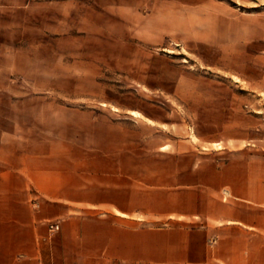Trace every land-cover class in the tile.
<instances>
[{
  "label": "crops",
  "instance_id": "crops-1",
  "mask_svg": "<svg viewBox=\"0 0 264 264\" xmlns=\"http://www.w3.org/2000/svg\"><path fill=\"white\" fill-rule=\"evenodd\" d=\"M82 2L86 17L142 25L148 48L174 42L213 73L173 75L164 54L140 74L133 59L130 81L176 107L124 102L102 86L29 91L39 76L0 44V264H264V91L215 80L216 69L253 81L264 17L227 0ZM89 65L87 81L105 83L93 67L122 58Z\"/></svg>",
  "mask_w": 264,
  "mask_h": 264
},
{
  "label": "rangeland",
  "instance_id": "rangeland-1",
  "mask_svg": "<svg viewBox=\"0 0 264 264\" xmlns=\"http://www.w3.org/2000/svg\"><path fill=\"white\" fill-rule=\"evenodd\" d=\"M61 1L0 0V44L7 50L6 53L14 56L12 58L18 65L27 66L25 73L28 78L39 76L37 82L28 85L29 91L56 90L83 95L85 92L99 90V86H102L109 95H117L124 102H131L139 96L141 102L168 101L176 107L175 100L160 98L149 89L148 84L130 81L133 59L140 74L147 72L149 59L164 54L173 64L174 69L171 72L173 75L182 74V69H191L205 75L213 73L205 67H197L192 52L191 56L174 42L166 46L168 49L158 46L148 48L142 39L144 35L142 25L133 31L128 19L100 18L89 12L86 17L85 3L82 0L70 3V6L64 4L62 6ZM227 1L236 8L237 12L264 17V0ZM71 5H74L73 11ZM101 25L104 27V34L99 32ZM117 54L122 58L120 67L104 65L92 69V73L104 76L103 78L107 80L105 83L95 84L87 81L90 61L94 64L99 63L100 58L111 59ZM235 60L241 65L245 62L242 53L237 55ZM160 65L163 66L162 63ZM51 75L61 77L68 75L73 81L53 84L45 80ZM242 78V74L231 76L225 70L215 69V80L220 81L217 84L224 86V89H234L237 92L259 89L264 91V53L253 81L245 83L240 81ZM170 86L171 84H168V87ZM56 100L65 104L89 102L73 97H61ZM250 108L254 109V106L251 105Z\"/></svg>",
  "mask_w": 264,
  "mask_h": 264
},
{
  "label": "built area",
  "instance_id": "built-area-1",
  "mask_svg": "<svg viewBox=\"0 0 264 264\" xmlns=\"http://www.w3.org/2000/svg\"><path fill=\"white\" fill-rule=\"evenodd\" d=\"M59 229V226L57 223L50 224V230Z\"/></svg>",
  "mask_w": 264,
  "mask_h": 264
}]
</instances>
